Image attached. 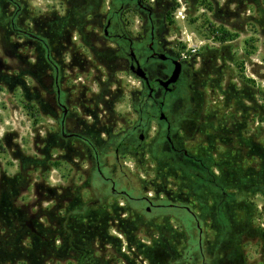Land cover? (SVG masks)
Instances as JSON below:
<instances>
[{
    "label": "rangeland",
    "instance_id": "obj_1",
    "mask_svg": "<svg viewBox=\"0 0 264 264\" xmlns=\"http://www.w3.org/2000/svg\"><path fill=\"white\" fill-rule=\"evenodd\" d=\"M16 2L0 0V225L11 231L0 233V264H190L187 256L200 264L187 251L199 234L187 210L148 212L146 202L99 188L83 142L60 133L62 109L46 49L13 29L9 18L46 39L59 64L67 129L86 131L100 146L107 144L100 136L136 119L140 84L119 62L115 45L86 47L100 30L86 25L96 20L91 15L82 19L81 0ZM159 5L167 14V40L193 70L185 96L196 112L181 132L184 146L209 155L212 171L229 184H264V28L258 22L264 0ZM126 159L124 184L132 197L166 201L170 192L174 203H185L201 219L203 245L215 241L210 188L183 166L161 167L148 154ZM245 203L232 206L240 253L232 263L264 264V194L249 190ZM227 257L209 258L232 264Z\"/></svg>",
    "mask_w": 264,
    "mask_h": 264
},
{
    "label": "flooded vegetation",
    "instance_id": "obj_2",
    "mask_svg": "<svg viewBox=\"0 0 264 264\" xmlns=\"http://www.w3.org/2000/svg\"><path fill=\"white\" fill-rule=\"evenodd\" d=\"M17 4L16 0H10ZM85 7L81 14L91 15L96 20L86 25L96 27L97 35L87 41V48L94 44L115 45L118 60L139 81L137 96L134 98L136 119L125 127L112 130L107 137H99L107 144L99 145L93 141L90 134L77 127L69 131V107L62 101V91L59 87V64L52 59L50 48L44 37L20 28L15 17L9 18L13 29L38 39L46 49L47 61L56 71L55 99L61 107V115L57 118L60 133L65 138H77L83 142L82 147L89 151L95 174L99 176V188L104 186L112 196H122L127 200L132 198L146 202L145 210L165 207L183 208L193 217L195 225L201 226L192 209L186 205H177L170 198V192H165L169 199L157 201L156 197H132L130 188L125 181L126 158L140 157L148 154V159L156 161L161 167L183 166L197 181L212 183L220 188L219 176L211 168L209 155L192 152L183 144L181 132L190 122L194 121L196 104L189 101L185 94L192 87L193 70L191 63L182 58L170 45L166 38V12L160 7L159 0H81ZM133 17V18H132ZM131 23H136L134 30H129ZM89 36L90 34H86ZM61 61V57L57 56ZM178 69L176 79H172L175 69ZM139 69L142 76L133 73ZM96 140L97 136L93 135ZM87 155V153H86ZM127 185V186H126ZM160 192V191H159ZM199 243L202 234L199 233ZM190 264H196L190 256L186 257ZM197 259V257H196ZM208 256L200 257V264H211Z\"/></svg>",
    "mask_w": 264,
    "mask_h": 264
},
{
    "label": "trees",
    "instance_id": "obj_3",
    "mask_svg": "<svg viewBox=\"0 0 264 264\" xmlns=\"http://www.w3.org/2000/svg\"><path fill=\"white\" fill-rule=\"evenodd\" d=\"M258 22L264 28V11H262V15L260 19H258ZM222 39H224V37H222ZM54 72L56 76L57 74L55 69ZM197 182L202 183L210 188L213 193L212 197L214 199V205L211 212L213 217H215V220L217 221V234L215 241L209 247L204 246L203 243H199L198 234L197 241L191 244V246L188 247L187 251H194L196 253V256L199 258L205 255L210 258L212 256L214 257V259L223 252L226 256H228L227 258H229L232 263L235 258H238L240 256L237 244L233 242V238L236 237L234 225L238 219L232 206L238 203L244 205L247 204L245 203V200L247 198V192L249 190L260 191L264 194V184L256 183L252 180H250V182L240 181L239 184L236 185L235 183L229 184L224 177H222L221 179L219 177V182L221 184L220 188L215 187L212 183H209L206 180L205 182ZM231 188L234 190H229ZM251 206L252 202H250V225L252 223ZM194 228L197 229L198 233L201 232L202 234V227L194 226ZM1 231L4 236H8L11 233L10 229L7 226L3 225H0V233Z\"/></svg>",
    "mask_w": 264,
    "mask_h": 264
},
{
    "label": "water",
    "instance_id": "obj_4",
    "mask_svg": "<svg viewBox=\"0 0 264 264\" xmlns=\"http://www.w3.org/2000/svg\"><path fill=\"white\" fill-rule=\"evenodd\" d=\"M133 73L136 74V75H138V76H142V73H141V71L139 69H134L133 70ZM177 74H178V69L176 68L175 71H174V73H173V75H172V79L173 80L176 79Z\"/></svg>",
    "mask_w": 264,
    "mask_h": 264
}]
</instances>
